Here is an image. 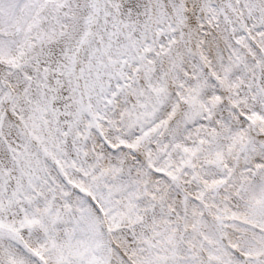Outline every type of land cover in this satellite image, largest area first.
I'll return each mask as SVG.
<instances>
[{
  "label": "snow or ice",
  "instance_id": "obj_1",
  "mask_svg": "<svg viewBox=\"0 0 264 264\" xmlns=\"http://www.w3.org/2000/svg\"><path fill=\"white\" fill-rule=\"evenodd\" d=\"M0 264H264V0H0Z\"/></svg>",
  "mask_w": 264,
  "mask_h": 264
}]
</instances>
